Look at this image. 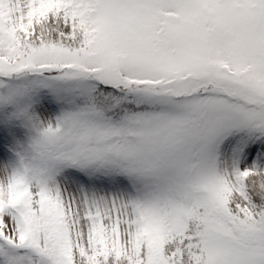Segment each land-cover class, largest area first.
I'll use <instances>...</instances> for the list:
<instances>
[{"label": "snow or ice", "instance_id": "1", "mask_svg": "<svg viewBox=\"0 0 264 264\" xmlns=\"http://www.w3.org/2000/svg\"><path fill=\"white\" fill-rule=\"evenodd\" d=\"M0 264H264V0H0Z\"/></svg>", "mask_w": 264, "mask_h": 264}]
</instances>
